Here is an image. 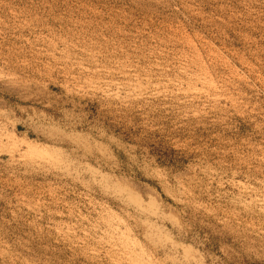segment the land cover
<instances>
[{"label":"rangeland","instance_id":"obj_1","mask_svg":"<svg viewBox=\"0 0 264 264\" xmlns=\"http://www.w3.org/2000/svg\"><path fill=\"white\" fill-rule=\"evenodd\" d=\"M0 264H264V0H0Z\"/></svg>","mask_w":264,"mask_h":264}]
</instances>
